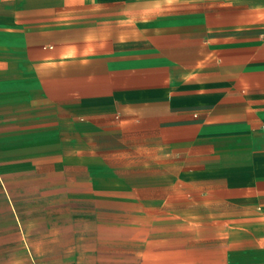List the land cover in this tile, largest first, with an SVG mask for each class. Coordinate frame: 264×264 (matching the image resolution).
I'll list each match as a JSON object with an SVG mask.
<instances>
[{"label":"crops","instance_id":"0c3cea01","mask_svg":"<svg viewBox=\"0 0 264 264\" xmlns=\"http://www.w3.org/2000/svg\"><path fill=\"white\" fill-rule=\"evenodd\" d=\"M0 70L13 157L96 181L100 157L167 150L201 173L175 196L202 208L154 222L138 264H264V0H0Z\"/></svg>","mask_w":264,"mask_h":264},{"label":"rangeland","instance_id":"374dc122","mask_svg":"<svg viewBox=\"0 0 264 264\" xmlns=\"http://www.w3.org/2000/svg\"><path fill=\"white\" fill-rule=\"evenodd\" d=\"M1 112L0 264H138L145 243L153 256L154 222L164 236L175 219L171 211L202 208L196 205L203 198L175 196L207 184L201 173L183 178L190 171L181 156L163 150L154 163L151 149L145 157H100L96 181L88 166L65 174L53 162L13 157V117ZM171 175L178 178L166 179ZM204 202L203 208H224L216 198Z\"/></svg>","mask_w":264,"mask_h":264}]
</instances>
